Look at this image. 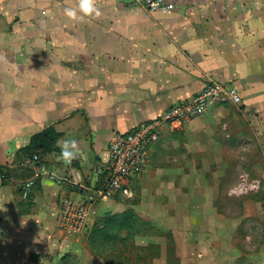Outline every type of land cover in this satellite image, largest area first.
<instances>
[{"label": "crops", "instance_id": "crops-1", "mask_svg": "<svg viewBox=\"0 0 264 264\" xmlns=\"http://www.w3.org/2000/svg\"><path fill=\"white\" fill-rule=\"evenodd\" d=\"M169 2L170 14L149 15L131 0H95L102 15L73 22L64 9L77 0H0V166L10 177L0 187V264H60L64 258L69 264H104L87 241L55 235L61 200L84 202L94 195L106 180L95 171L109 161L117 135L190 101L209 81L235 87L241 108L255 120L243 122L246 113L238 117V110L223 105L174 133H162L130 183L134 195V185L140 186L141 206L166 211L167 193L177 190L186 207L194 180L200 186L191 203L195 211L215 212L211 196L220 191L206 189V181L227 179L224 166L251 161L238 148L264 152V0ZM49 127L60 135L57 153L43 156L40 166L17 156ZM63 139L78 143L71 163L58 159ZM31 177L39 185L29 207L14 186ZM121 200L126 199L97 201L91 229L105 215L132 208ZM200 228L199 238L207 233ZM214 247L208 257L197 254L195 264L255 259L238 253L220 258ZM258 256L264 262V253Z\"/></svg>", "mask_w": 264, "mask_h": 264}, {"label": "rangeland", "instance_id": "rangeland-1", "mask_svg": "<svg viewBox=\"0 0 264 264\" xmlns=\"http://www.w3.org/2000/svg\"><path fill=\"white\" fill-rule=\"evenodd\" d=\"M226 108H233L232 111L234 110V112L238 110L239 112L236 111L239 113L238 117L246 113L243 122L245 120H255V117L248 116V113L243 110L244 107L226 106ZM224 132H227V128ZM245 142H247L246 139L244 144ZM238 150L240 154L250 157L251 161H241L240 163L224 166L223 171L227 175V179L206 181L209 183L208 186L206 185V189L216 186L220 191L218 197L211 196L216 199L215 205L218 210L215 212H204L202 213L203 215H200V213L195 211L191 203L197 201L200 186L198 185L199 181L194 180L189 181L191 194L187 195L186 207L179 203L178 191L171 190L172 192H168L165 198L168 207L166 211H158L154 209L153 205H147L143 208L140 202V186L137 184L134 185V188H137L136 194L131 199L121 200L130 204L132 208L129 209L134 210L139 218L145 221L148 220L151 224L153 222L155 228L164 234L167 233V239L142 238L136 240L135 245L137 247L143 248L151 245L158 250L157 253L154 251L158 256L145 261V264H195L196 255L202 252L208 257L210 246L213 244L215 245L214 249L217 257H229L231 254L238 253L239 258H241L242 254L244 257L246 255L255 257L249 264H264L258 256L259 253H264V180L262 178L264 177V152L262 148L258 147L251 149L250 147H244L243 150H240V148ZM235 154H237L236 151ZM252 159H259L262 163L255 164ZM213 171L215 170L213 169ZM245 174L247 175L245 176ZM257 176L261 177L260 180H257ZM9 180L8 172L3 171L0 173V187L8 184ZM31 180L33 181L32 178H29L28 180H21L19 183ZM212 182L216 183V185L210 184ZM19 183L14 186L16 193ZM186 191L188 192V189ZM207 193L208 197L206 198H210L209 190ZM243 201H245V204H243ZM259 203L262 205L260 206ZM133 207L135 208L133 209ZM137 207L138 210H136ZM230 207L232 208L231 210L228 209ZM92 223L83 235L77 237L85 242L87 241L88 245L89 239L92 237ZM158 226L163 227V230L159 229ZM204 226L207 229V233L199 238L200 227L203 228ZM53 230L56 231H54L55 235L61 233L55 226ZM75 239L71 238L74 241ZM41 243L43 244L44 241L41 240ZM92 244L97 248L93 247L97 251H102V253L111 256H114L119 248L121 249L119 244L113 248L112 243H104L102 240L100 244H97L95 240ZM88 245L87 247L90 246ZM10 249L11 246H7L6 250L9 251ZM39 249H43L40 244ZM222 251L224 253H221ZM233 257L235 258V256ZM70 259L73 262L71 256ZM69 262L70 260L66 259V263L69 264ZM244 262L246 261L239 260L237 264Z\"/></svg>", "mask_w": 264, "mask_h": 264}, {"label": "built area", "instance_id": "built-area-1", "mask_svg": "<svg viewBox=\"0 0 264 264\" xmlns=\"http://www.w3.org/2000/svg\"><path fill=\"white\" fill-rule=\"evenodd\" d=\"M135 9L149 15H168L174 10L169 0H131ZM223 105L241 107L238 90L231 86L209 81L190 101L172 106L161 116L143 122L131 131L117 135L109 145V161L96 169L97 176L106 175L103 187L84 202L62 199L56 218V227L65 237L83 235L93 215L94 205L104 198L120 196L131 199L134 195L130 183L147 163L148 148L155 144L162 133H174L209 110ZM38 161L33 157V165ZM56 183L60 180L50 177ZM34 187V181H25L18 187L22 200H26Z\"/></svg>", "mask_w": 264, "mask_h": 264}, {"label": "trees", "instance_id": "trees-1", "mask_svg": "<svg viewBox=\"0 0 264 264\" xmlns=\"http://www.w3.org/2000/svg\"><path fill=\"white\" fill-rule=\"evenodd\" d=\"M59 138L60 135L54 128L49 127L41 133L32 136L29 144L21 149L17 153V156H22L30 164L33 163V157L36 156L38 161L33 165L40 166L43 156L58 152L57 141ZM3 171L4 169L0 166V173ZM31 174L33 173L31 172ZM38 185L39 181L35 179L34 187L38 188ZM17 193L20 196L19 191ZM31 200L32 192L25 201L21 202H25L27 206L31 207ZM91 233L92 237L89 239V245L92 246L90 247L91 251L101 257L104 264H145V261L158 256L156 255L158 250L151 245L143 248L137 247L135 245L136 240L142 238H168L167 233H162L151 223L139 218L132 209H128L120 214L105 215L93 225ZM94 240L97 244H100L101 240L104 243H112L113 248L119 244L121 245V249L119 248V251L117 250L116 254L111 256L102 253V251H97V248L92 244ZM66 259L64 258L60 264H68L66 263Z\"/></svg>", "mask_w": 264, "mask_h": 264}, {"label": "clouds", "instance_id": "clouds-1", "mask_svg": "<svg viewBox=\"0 0 264 264\" xmlns=\"http://www.w3.org/2000/svg\"><path fill=\"white\" fill-rule=\"evenodd\" d=\"M102 15L96 6L95 0H77L75 7H66L64 16L73 22H83L86 19H95ZM60 153L58 159L71 163L79 155L78 143L75 139H63L58 142Z\"/></svg>", "mask_w": 264, "mask_h": 264}]
</instances>
